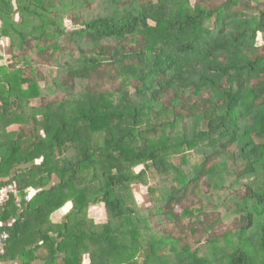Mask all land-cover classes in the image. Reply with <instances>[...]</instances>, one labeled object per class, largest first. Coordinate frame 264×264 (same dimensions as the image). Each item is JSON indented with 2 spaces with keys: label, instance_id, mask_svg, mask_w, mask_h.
<instances>
[{
  "label": "trees",
  "instance_id": "1",
  "mask_svg": "<svg viewBox=\"0 0 264 264\" xmlns=\"http://www.w3.org/2000/svg\"><path fill=\"white\" fill-rule=\"evenodd\" d=\"M0 41V264H264V0H0Z\"/></svg>",
  "mask_w": 264,
  "mask_h": 264
},
{
  "label": "rangeland",
  "instance_id": "2",
  "mask_svg": "<svg viewBox=\"0 0 264 264\" xmlns=\"http://www.w3.org/2000/svg\"><path fill=\"white\" fill-rule=\"evenodd\" d=\"M260 44H261V37L259 35L258 36V45H260ZM139 169H141V167L136 168L135 171H139ZM150 183L151 184L153 183L152 178H150ZM132 187H133V195H134V198H135L137 205H139L140 207L145 206L147 204L146 187L136 186V185H134ZM67 209H64L63 212H66ZM177 209H178L177 211L180 210V208H177ZM61 215L62 214L60 213V211L53 214L52 220L54 222L58 223L60 221ZM87 215L97 223L105 222V211H104V207L102 205H98V206L90 208ZM139 260H141V257L139 258Z\"/></svg>",
  "mask_w": 264,
  "mask_h": 264
},
{
  "label": "built area",
  "instance_id": "3",
  "mask_svg": "<svg viewBox=\"0 0 264 264\" xmlns=\"http://www.w3.org/2000/svg\"><path fill=\"white\" fill-rule=\"evenodd\" d=\"M15 188L13 186H4L0 188V203L5 202L9 198V194H14ZM8 235L6 232L0 231V252L2 253Z\"/></svg>",
  "mask_w": 264,
  "mask_h": 264
},
{
  "label": "crops",
  "instance_id": "4",
  "mask_svg": "<svg viewBox=\"0 0 264 264\" xmlns=\"http://www.w3.org/2000/svg\"><path fill=\"white\" fill-rule=\"evenodd\" d=\"M1 44H2V42L0 41V45H1ZM67 208H68V209H67ZM70 208H71V205H70V204H68V203L65 204V205L59 210L60 213L62 214L61 217L64 216V215L70 210ZM64 209H67V211H66V212H63ZM59 211H57V212H59ZM57 212H55V213H57ZM55 213H54V214H55ZM52 215H53V214H52ZM52 215L50 216V220H51L52 223L55 224L56 222H54V221L52 220ZM88 217H89V216H88ZM89 218H90V217H89ZM60 219H61V218H60ZM59 222H60V221H59ZM59 222H58V223H59ZM84 263H85V264H88V260L85 259V262H84Z\"/></svg>",
  "mask_w": 264,
  "mask_h": 264
}]
</instances>
